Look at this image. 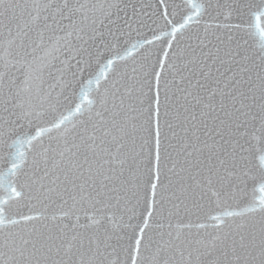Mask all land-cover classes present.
<instances>
[{"label":"snow or ice","instance_id":"6c2138e0","mask_svg":"<svg viewBox=\"0 0 264 264\" xmlns=\"http://www.w3.org/2000/svg\"><path fill=\"white\" fill-rule=\"evenodd\" d=\"M0 264H264V0H0Z\"/></svg>","mask_w":264,"mask_h":264}]
</instances>
